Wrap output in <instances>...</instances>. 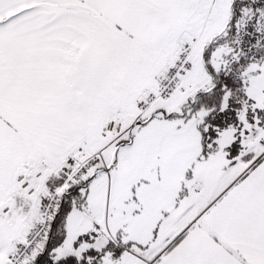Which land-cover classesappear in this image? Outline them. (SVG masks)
I'll return each instance as SVG.
<instances>
[{"label": "snow or ice", "instance_id": "obj_1", "mask_svg": "<svg viewBox=\"0 0 264 264\" xmlns=\"http://www.w3.org/2000/svg\"><path fill=\"white\" fill-rule=\"evenodd\" d=\"M0 264H264V0H0Z\"/></svg>", "mask_w": 264, "mask_h": 264}]
</instances>
